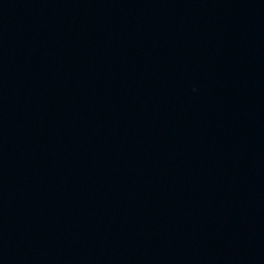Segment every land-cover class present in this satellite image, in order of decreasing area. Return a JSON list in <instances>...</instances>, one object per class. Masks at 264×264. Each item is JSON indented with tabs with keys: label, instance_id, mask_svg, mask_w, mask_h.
<instances>
[{
	"label": "water",
	"instance_id": "obj_1",
	"mask_svg": "<svg viewBox=\"0 0 264 264\" xmlns=\"http://www.w3.org/2000/svg\"><path fill=\"white\" fill-rule=\"evenodd\" d=\"M0 264H264V0H0Z\"/></svg>",
	"mask_w": 264,
	"mask_h": 264
}]
</instances>
